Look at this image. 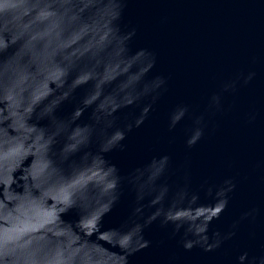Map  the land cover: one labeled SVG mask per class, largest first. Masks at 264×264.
I'll list each match as a JSON object with an SVG mask.
<instances>
[{"label":"water","instance_id":"1","mask_svg":"<svg viewBox=\"0 0 264 264\" xmlns=\"http://www.w3.org/2000/svg\"><path fill=\"white\" fill-rule=\"evenodd\" d=\"M0 264H264V0H0Z\"/></svg>","mask_w":264,"mask_h":264}]
</instances>
